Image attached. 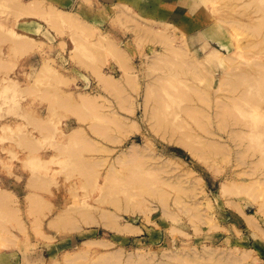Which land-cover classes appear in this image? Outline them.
<instances>
[{
    "label": "rangeland",
    "instance_id": "rangeland-1",
    "mask_svg": "<svg viewBox=\"0 0 264 264\" xmlns=\"http://www.w3.org/2000/svg\"><path fill=\"white\" fill-rule=\"evenodd\" d=\"M19 1L21 4H29V7L35 6L33 1H37L35 3L44 1L42 7H38L44 11V14L54 7L53 11L56 8L55 11H58L57 13L60 15L70 14V17L65 15L68 16L65 19L73 21L74 17L71 18V15H76L74 21L78 17L80 22L78 23L77 20L74 23L73 21L75 25H72V21H68L70 24H61L67 20H63L64 17L60 16L63 18L61 22L59 21L60 24L57 23L56 19L58 18H54L56 25L52 24L54 21L49 18L54 14H50V17L49 13L51 12L48 13V16L42 14L46 16L44 22L41 19L43 16H38L42 13L40 10H36L38 11V14L35 12L36 16L32 15V10L35 8H29L31 10L28 11H31V14H23L24 11L28 12L25 9L28 6L24 5L26 7H23L22 5L23 9L19 5ZM245 1L247 0H169V2L168 0H0V193L1 191L7 192L6 195L2 192L3 198L12 196L8 197V199L11 198L9 200L4 198L8 204H3L4 201L2 204L0 203V264H71V261L73 264H94L98 258L99 262L97 261L95 264H104L106 259L101 260L100 258L106 254H108L106 257L113 255L114 260L119 257L116 262L112 259L113 264H130L131 261L132 264H141L142 261L144 264H179L177 259L183 255L191 256V262L189 263L185 258V262H188H180L181 264H264V159L261 157L264 156V151L250 147V145L253 146L252 144L256 146V141H259L261 144L257 145H262L263 148L264 139L253 137L252 140L248 136L236 137V139L231 137H235L232 132L239 129L251 135H258V132L262 131L264 128V90L261 102L257 103L258 106L255 107V114L239 117L237 114L240 113H236L239 120L243 118L240 124L228 125L224 130L216 125L218 120L214 121V119H220L217 117L220 114H215V111L219 113L216 110L218 107L215 105L219 104L227 95L224 86L220 85V79L224 74L246 72L258 75L260 71L264 72V41H257L258 38L252 40L242 28L226 27L222 23L215 24L214 32L211 29L212 32L204 37L205 45L194 41L195 34L213 24V19L218 20L225 17L244 26H250L261 20L264 16V0H255L254 5H245ZM16 2L19 3L18 6ZM19 6L24 11L21 8L19 10ZM120 6L123 10L128 9V13L126 12L123 16L126 19L134 17L133 12L135 13V17L130 20L132 23L129 20H126L125 23L123 21L125 18L121 17L122 14L118 17L119 13L123 11H120L122 9ZM130 13H132L131 16ZM37 16L38 18H36ZM127 21L130 22L131 29L135 23L136 25L141 23L142 26L145 24L144 28L147 27L155 33L167 29L165 32L170 33L169 36L173 38L171 41L173 46H180L181 50L188 49V51L196 49L191 53L196 55L194 57L202 65L199 70L200 75L197 74L196 77L195 73L191 75V72L181 75L175 85L178 83L183 86L182 84H184L186 85L185 89H182L181 86L179 89L176 87L177 84L173 85V89L170 86V92L167 91V93L175 95L180 91H185L189 95L190 92L187 91H190L191 87L203 90L209 96L210 101L208 104L206 103L208 106L200 105L197 97L191 98L193 95L188 96V98L190 97L189 101L186 98L187 101L184 99L180 101V98L175 97V101H180V104H177L179 102L176 103L171 96L172 98L167 102H170L169 107L172 109L165 107V111H169L173 118L176 116L174 121L179 117L175 122L181 123L179 121L184 120L180 128L188 123L187 126L190 125L191 128L189 133L193 136L201 137L202 141L204 139L213 140L229 148V150L225 148L224 152L228 151L226 153H216L218 156H213L214 158L211 157L212 155L209 158L201 156L206 160H213L211 162L214 164L206 160L205 164L199 154L198 156L191 155L189 146L194 149L193 143L198 142L197 140L202 142L201 139L193 142V139L198 137L190 139L193 146L189 144L186 148L190 142L187 139L189 137L186 139L183 137L184 140L181 143L186 140L188 143L181 144L179 142L181 136H178L183 133V129L176 131L179 134L171 133L178 135L169 137V133H164V129L157 131L154 125L151 127L154 119H150L152 121L148 119L150 118L148 114H151L149 110L152 109L148 106L154 105H150L153 104L152 99L149 98L148 103V101L145 102L147 100L145 98L149 95L152 98L153 95L148 94L149 91L146 90V87L151 84L152 88L153 85H160L161 82L163 84L166 81V72L161 69V74L163 76L165 74L164 77H161L158 70L162 63L159 59L163 57L160 55L163 46L156 41L150 42L144 38L142 40L145 30L140 34L142 37L139 40L140 35L135 32L141 33V29L135 30L136 26L134 25L133 31L135 30L136 34L134 35L129 29L130 25ZM149 24L152 29L157 31L152 30L148 26ZM138 26L141 27V25ZM221 34L222 37L218 42L215 37ZM22 38L28 39L27 41L23 39V42L26 41L27 44L21 43ZM137 38L142 42H138ZM112 41L117 48L116 46L115 48L111 47ZM221 41L225 42L222 47L218 44ZM256 41L257 46L250 47ZM171 42H169L170 47L172 46ZM238 44L243 46L239 50L242 56L234 53L239 49ZM211 48L218 50L219 55L223 56L219 57L225 59L228 68L223 69L221 65L205 60V52ZM121 49L124 51L121 52L124 61L119 56L120 53L118 56L116 55V51ZM157 53H160V58ZM154 56L158 57V60ZM118 57L122 58V61ZM177 57L179 56H175L176 59ZM175 58L174 55L171 57L172 60ZM153 59L157 60L159 65ZM120 62L128 64V71H122L124 70L121 69L123 64ZM150 63L155 65L157 70L155 67L151 68ZM205 64L209 67L208 71L204 68ZM93 71L95 73H92ZM98 72L117 80H120L119 77L121 78V88L124 86L125 89L124 92L122 90L123 95L119 92L118 96H122L124 99H120L117 94L112 95L114 91L118 93L117 90L110 89V91L100 83ZM123 75H126L125 78ZM127 76L129 77L127 78ZM201 78L204 79L200 80ZM124 79L125 83L128 79L126 84ZM180 79L186 82L182 81L184 83L180 84ZM152 80L156 82H152ZM206 81L207 86L205 85ZM167 84L169 83L165 82L163 86H169ZM187 87L190 89H186ZM174 89L179 91L175 92ZM165 92L163 90L162 93ZM86 93V97L90 98L88 100H91L90 102L86 99L89 106L85 99L81 98L82 102H86H84L85 105H82L84 103L78 98L79 95L82 97ZM163 95H165V100L169 97H166V94ZM61 96H64L62 98H71L70 106L67 105L68 100H61ZM119 99L124 100L125 108ZM76 103L79 104L75 106ZM91 105L95 106L91 108ZM170 105L176 107L178 105L177 109L182 108V110L178 109L180 113H177L178 110L174 109L176 107ZM187 105L200 106L199 108L204 111V114L207 113L208 118L206 117V119L211 122L208 126H211L209 129L212 130L211 133H214V137L209 133L204 135L206 131L203 134V129L194 125L190 118L185 119V114L184 112L182 114V111H184L183 107ZM173 109L178 117L174 115ZM113 111L118 114L116 118L114 117L115 113L113 116L111 114ZM167 114L169 113L167 112ZM111 116L115 118L113 125L109 121L112 120ZM120 117L121 119H119ZM122 117L126 119L124 118V120ZM203 119L205 120V118ZM115 120L119 122V127L122 125L119 128H122V133L116 128ZM115 122L116 126H114ZM247 122L249 125L246 124ZM124 124L128 127L123 129ZM91 125L100 126L102 129L110 127L108 130L115 137L113 139L104 137L108 132L107 128L105 129L107 132L103 130L104 135L101 136L98 135L100 132L96 134L98 129L102 130L99 127L96 128L97 130L93 128L96 132H91L93 130ZM184 127L186 128V126ZM126 128L128 129L125 130ZM196 128L200 130L198 131ZM76 129L80 131L76 135L85 131L84 137L88 136V139L83 137L84 140L79 141L81 136L79 139L73 138V142H70L71 140L69 141L68 138L72 139V137L69 134L77 131ZM187 129L189 127L184 132L189 131ZM162 130L164 131L162 132ZM230 131L233 135L228 134ZM76 135L75 137H79L81 134ZM76 140L77 142H75ZM89 140L90 143L95 142L98 146L102 145V150L95 151L97 149L90 146L91 150L86 147L83 149L84 142L91 145ZM238 144H241V147H237ZM88 145L85 144V146ZM135 145L149 160L145 161L147 163L145 167L141 165L146 169L147 173L143 172L146 175L141 174L143 168L134 166L135 170H132L138 174L140 170V175H143L142 177L146 181L151 182L155 178V180L158 179V184L156 181H152L150 184L166 190V205H162L155 196L151 197L146 193L148 185H142L137 177L133 176L137 180L130 179L129 182L127 178V181L125 179L123 181V178L128 177V167H124L128 164L122 163L123 159L122 162H119L120 159L118 161L117 158L122 155L121 152H125L127 149L130 152V147L134 148ZM199 146H201L200 143ZM245 146H249L250 150ZM243 148L249 150V152L244 150V152L247 151L246 159L242 157V160H246L245 165L241 164L243 163L241 158L238 157L241 162L236 160L235 155L237 150L243 151ZM69 150L72 153H69ZM77 150L78 156H72L77 153ZM253 153L254 155H252ZM74 157H78V159L76 158L79 161L77 165ZM128 157L129 155L125 160L128 159L129 162L131 154ZM116 159L124 165L120 166ZM133 159L131 157L132 161ZM253 162L258 163L249 165ZM248 166L254 167L249 168ZM255 166L260 169L258 172H256L257 169H254ZM251 169L256 170L255 174ZM248 171L252 175L246 173ZM109 176L114 178L112 182L116 181L115 184H118L120 189L117 187L118 190L116 189L117 191L115 190L108 197L107 195L111 193V188H109L111 184L108 185ZM193 179L198 180L199 183ZM163 180L170 182L179 180L184 185H190L192 180V183L194 182L198 186L194 197L188 198L183 194L180 195L179 200H176L175 191L169 187L170 185L164 184ZM254 180L258 182L262 180L263 182L260 183L263 184L258 185V182ZM250 181L254 183L249 185L254 186L256 183V187H249V185L247 187V182ZM31 183L33 184L30 185ZM107 185L109 189H107ZM227 186L229 188L225 190ZM222 188L225 192L222 191ZM231 188L235 192L229 191ZM226 192L232 195L229 193L226 195ZM29 195L33 199L30 197L29 199ZM3 198L2 200H4ZM113 198L116 200L115 202L132 205V209H135L134 206H136L135 211L116 209L114 201H112ZM230 203L235 204L230 205ZM195 204L196 211L201 214L198 220L193 219L184 210V207H191ZM70 206L76 208V212H79L77 209L87 210L86 213H90L89 215L93 218H89V220L83 217L84 220L81 217L76 218L75 224H80V226L76 224L79 229L75 224V228H71V230L70 228L65 231L61 230L57 225L55 229L54 224L51 225L50 221L56 220L53 218H59V212L64 213L63 216L69 211L72 213L74 209L67 211L68 207L71 208ZM259 206H263V208L261 209ZM165 208L174 215L167 214ZM76 212L73 217L78 216ZM102 212L108 215L104 216ZM99 213L103 215L104 221L108 217L107 225H105L107 219L103 223L100 221L103 219ZM113 215H115L114 217L118 216L117 220L115 219L116 222L113 221L114 223L110 221L114 220L112 219ZM243 215L250 217L247 218L250 220H252V216L256 222L252 220V224L246 223V217L244 218ZM83 221L84 223H82ZM109 221L110 225L120 228L122 232H119L118 228L110 229ZM254 222L257 223V227ZM121 224L124 227L126 224L133 228L137 227L138 230L136 229L137 232L133 229L124 231ZM176 253H181V256L176 257ZM193 253L196 254L192 256ZM114 254H117V258ZM204 254L209 256H202ZM101 255L102 257H100ZM171 255L177 259L171 258ZM111 258H109L110 264ZM126 259L129 260V263H126ZM140 259H142L141 262ZM171 259H174L175 262ZM103 260L105 261L103 262ZM180 260L184 261V257ZM109 262L107 261L105 264H109Z\"/></svg>",
    "mask_w": 264,
    "mask_h": 264
},
{
    "label": "bare ground",
    "instance_id": "bare-ground-1",
    "mask_svg": "<svg viewBox=\"0 0 264 264\" xmlns=\"http://www.w3.org/2000/svg\"><path fill=\"white\" fill-rule=\"evenodd\" d=\"M12 1V0H11ZM167 1V0H166ZM34 2V4H35V6L34 5H32V6H30L29 7V4H26V3H24V4H21L20 3V1H19V3H17L16 2V5L18 6V4L19 5H21V7H22V5H23V7H26V6H24V5H27L28 7L27 8H25V9H27V11L28 10H31L32 8H35L34 10H32L33 12V14L32 15H37L38 14V11H36V10H40V8H38V7H42V4H43V2L44 1H38V3H40V5H38V3H35V2H37V1H33ZM33 2H30V3H33ZM168 2H169V0H168ZM244 4L245 5H254L255 4V0H247V1H245L244 2ZM118 5H120V4H118ZM34 6V7H33ZM45 6V5H44ZM125 6V5H124ZM123 6V7H124ZM20 6H19V10H20V8H21ZM22 7V8H23ZM37 7V8H36ZM121 8H122V6H120ZM127 7V6H126ZM21 8V9H22ZM29 8H31V9H29ZM48 8V7H47ZM49 8H51L50 6H49ZM48 8V9H49ZM53 9H54V7H52ZM51 8V10L49 9V11H48V13L49 12H51V13H49V16L51 17V15L50 14H54V16L53 17H51V18H49L50 20L52 19V21H54L52 24H55V20H54V18L56 19V18H58V19H56V20H58V22L57 23H59L60 24V22H61V20L63 19V18H61L60 16H62V17H64V19L63 20H67L66 22L65 21H63L61 24H68L69 22H71L72 20L70 19V21H69V19H65V17L66 18H68V16L70 15V14H65V15H68V16H63V14H61L60 15V13H57L58 11H55L56 10V8H55V10L53 11V9ZM17 9H18V7H17ZM24 9V8H23ZM22 9V10H23ZM130 9V8H129ZM21 10V11H22ZM43 10H45L44 8H43ZM119 10H120V8H119ZM123 10V8L120 10V11H122ZM128 10V9H127ZM127 10H123L121 13H119V15H118V12H117V15H118V17L120 16V14H122L121 15V17H123V16H125V14H126V12H127ZM24 11V10H23ZM41 12V14H38V16H41L42 14L43 15H47L48 16V13L47 14H44V11H42V10H40ZM132 11V10H131ZM35 12H37V14L35 13ZM53 12V13H52ZM23 13V12H22ZM27 13H30L31 14V11L29 12H26L25 13V11H24V13L23 14H27ZM35 13V14H34ZM46 13V12H45ZM63 13V12H62ZM128 13V12H127ZM135 13L133 12V16L135 17V15H134ZM29 15V14H28ZM42 15V16H43ZM132 15V13H130V16ZM38 16L36 17V18H38ZM46 16H43V18H41V19H43L44 20V18H45ZM70 17V16H69ZM72 17H74V19H76L75 17H76V15H71V18ZM126 17H128L127 15H126ZM134 17H132V18H134ZM59 18H60V20H59ZM123 18H125V17H123ZM122 18V19H123ZM130 18V17H129ZM123 19V21H125V23H126V20H131L132 18H130V19ZM40 19V18H39ZM74 19H73V21H74ZM121 19V18H120ZM46 20V19H45ZM45 20H44V22H45ZM78 20V21H77ZM77 22L79 23L80 21H79V19H78V17H77ZM137 20V19H136ZM135 20V21H136ZM139 20V19H138ZM49 21V20H48ZM48 21H46V22H48ZM60 21V22H59ZM69 21V22H68ZM73 21H72V25H75V24H73ZM76 21H74V23L76 22ZM129 21H127V23H129V25H130V22ZM132 21H134V20H132ZM50 23V22H49ZM132 23V22H131ZM133 23H135V22H133ZM136 23H137V21H136ZM136 23L135 24H133L132 26H133V28L136 26V29L135 30H138L139 28L141 29V33H139V31H138V33L137 32H135L137 35L139 34H142L143 33V30H145L144 31V33H143V37L140 35V39L139 40H141V37H142V40H149L150 42L152 41V42H158V44L159 43H161L162 44V52H161V54L160 53H157V55H158V57L160 58V55L161 56H163V57H161L159 60L162 62L161 64H160V66L158 67V70H159V72L161 71V69L164 71V72H166V75H167V77L165 76V74H164V76H165V80H163V81H165V82H168L169 84H167V85H169V86H163V84L165 83H163L162 84V82L160 81V79L159 78H157L161 83H160V85H156V86H158V87H156V86H152V88H151V84L150 85H147V87H146V90L147 91H149L148 92V94L149 93H151L152 95H153V97L151 98L150 97V95L148 96V97H146L145 99H147V100H145V102L146 101H148V103H149V98L150 99H152L151 101L153 102V104H150V105H154V106H148L149 108L151 107L152 109H150L149 111L151 112V114L149 113L148 114V116H150V118H148L149 119V121H152V120H150V119H154V123L152 124V126L151 127H153V125L156 127L155 129L158 131L159 129H164V130H162V132L164 131V133H166V134H168L169 133V137L170 136H172L173 134H171V133H173V132H175V133H178L179 134V132H176V131H178V130H180L181 131V129H183V133L182 134H174L173 136H175V135H178V136H181L180 137V143H181V141L182 140H184V138L183 137H185V139L187 138V137H189V138H187V139H189L188 141H190V139H193V137H198L197 135H195V136H193L192 134H190L189 132L191 131L190 129V125L189 126H187L188 125V123L186 124V125H183V128H180L181 127V123L183 124V121L181 120V121H179V122H181V123H178V121L177 122H175L176 121V119L178 120V115H177V113H180V111L179 110H182V108L180 109V108H178L177 109V107H178V105H177V107L175 106V105H170V106H175L176 108H174V109H176V111L178 110V112L176 113L175 112V110L173 109V112H175L174 113V115H177V117L178 118H176L175 119V121L173 120L176 116H174V118L172 117V115H170V112L169 111H167L169 114H167V112L165 111L166 110V108L167 107H169V104H170V102L168 101L167 102V100L168 99H170V98H172V99H174L175 97H177V98H180V101H183V100H181V99H184V101H187L186 99H188V101L190 100V97L188 98V96L190 95V96H192L191 98H193L194 96L195 97H197L199 100V102L198 103H201L200 105H206V103L208 104V102L210 101L209 100V96L206 94V92L205 91H203V90H198V89H194L193 87H191L192 89H190V87H187L186 89H190V91H187V92H190L189 93V95H187L188 93H186L185 91L184 92H182V91H180L178 94H169V92H170V86H172V89H173V85H175V82H177L178 80H179V78H180V76L181 75H183V74H186V73H189V72H191L190 74L191 75H193V73H195V76L198 74V75H200L199 74V70H201V67H202V65H200V61L199 60H197L196 59V57H194V56H196V55H192V51L193 52H195L194 50H196L195 48H193V50H190V51H188V49H180V48H182V47H180V46H173L172 45V42L171 41H173L172 39L173 38H171L170 36H169V34H167L165 31L167 30L166 28H164V29H166L165 31L163 30V31H159L158 33H155V32H152L151 30H149V28H144L143 26L145 25H143L142 26V24L140 23V24H138V25H141V27L140 26H138V25H136ZM143 23V22H142ZM212 23L213 24H210L209 26H207L204 30H202V31H200V32H198V33H196L195 34V40L194 41H196V43H199L200 45H205L206 44V42H205V40H204V37L207 35V34H209V33H211L212 31L214 32V26H215V24H219V23H222V25L223 26H226V27H228V26H231V27H240V28H242L244 31H246L247 32V35L249 36V38L250 39H252V40H254V38L256 39V38H258V40L257 41H264V16H263V18L261 19V20H258L257 22H255L254 24H252V25H250V26H244V25H240L237 21H235V20H232V19H229V18H225V17H223V18H221V19H218V20H215V19H213L212 20ZM70 24V23H69ZM77 24V23H76ZM47 25H48V23H47ZM56 25V24H55ZM54 25V26H55ZM135 25V26H134ZM150 25L151 24H149L148 26L150 27ZM50 26H53V25H50ZM130 28V30H132V32L134 33V31H133V28L131 29V25L129 26ZM151 29H152V27H150ZM156 28V27H155ZM158 28V27H157ZM211 29H212V31H211ZM152 30H156V29H152ZM157 31V30H156ZM134 33V35H136ZM223 34V33H222ZM222 34L221 35H219L218 37L216 36L215 37V39L217 40L218 39V42H219V39L222 37ZM136 37V36H135ZM134 37V38H135ZM144 38V39H143ZM23 39L24 38H22V42H21V39H20V42L21 43H24L23 45H25V44H27L26 43V41L28 40H26V39H24V40H26V41H24L23 42ZM136 39V38H135ZM137 40H138V38H137ZM138 40V42H142V41H139ZM257 41L255 42V43H253L250 47H256L257 46ZM17 42H18V40H17ZM29 42V41H28ZM111 42V41H110ZM169 42H171L170 44L173 46H171L170 47V45H169ZM188 42V41H187ZM19 43V42H18ZM31 43V42H30ZM109 43V42H108ZM29 44V43H28ZM109 44H111V43H109ZM112 44H113V41H112ZM111 44V47H113V48H115V46H114V44L112 45ZM218 44H220V46L222 47V46H224V44H225V42L224 41H221L220 43H218ZM116 48H117V46H116ZM238 50H235L234 51V53H236L238 56H242V53H241V51H239L241 48H243V46H241V45H239L238 44ZM119 49V48H118ZM116 50V49H115ZM120 51V52H119ZM123 50L121 49V50H118V51H116L117 53H116V55L118 56V53H120V57H122V54H121V52H122ZM124 52V51H123ZM160 54V55H159ZM157 55H155V56H157ZM173 55H174V58H175V56H179V57H181L180 59H179V57H177V59L175 58L174 60H172L171 59V57H173ZM124 56H125V54H124ZM154 56V57H155ZM219 56H222L221 54L219 55V53H218V50L217 49H214V48H211V49H208L206 52H205V60H207L208 62H210V63H212V64H219V65H221V67L223 68V69H225V68H228L229 66L227 65V64H225V59L224 58H222V57H219ZM120 57H118V58H120ZM154 57H152V58H154ZM158 57L156 58L155 57V59H157L158 60ZM123 58V61L125 60L124 59V57H122ZM122 58H120V60L122 59ZM126 58V57H125ZM155 59H153V61L155 60ZM119 60V61H120ZM157 60H155V62H157ZM122 61V60H121ZM120 63H122V62H120ZM127 63V62H126ZM153 64H155L154 62H152ZM160 63V62H159ZM123 65L121 66V69L123 68L124 70H122V71H124V72H126V71H128V69H129V66H128V64H125V62L124 63H122ZM157 64H158V62H157ZM156 64V65H157ZM150 65H152L151 63H150ZM159 65V64H158ZM153 67H155L156 68V70H157V67L155 66V65H152V67L151 68H153ZM258 67H260V66H258ZM205 70L206 71H208L209 69V67H208V65H206L205 64ZM93 70V69H92ZM204 71V70H203ZM92 73H95L94 71L92 72ZM210 73V72H209ZM229 73H231V72H229ZM124 74H126V73H124ZM160 74H161V72H160ZM98 75H99V81H100V83L102 84V85H104L105 87H107V89L108 90H110V89H115V90H117L118 91V93L116 92L115 93V91L113 92L114 94H112V92H111V94L112 95H114L115 96V94H117V96L119 95V92L121 93V95H123V93H122V90H123V92H124V89H125V87L123 86V88H121L122 87V85H121V78L119 77V79L120 80H117L116 78H113V77H111V76H108V75H106V74H100L99 72H98ZM124 76V75H123ZM122 76V77H123ZM126 76V75H125ZM125 76H124V78H125ZM162 74H161V77H164ZM96 77H98V76H96ZM129 76H127V78H128ZM192 77V76H191ZM197 77V76H196ZM195 77V78H196ZM199 77V76H198ZM206 77V76H205ZM157 79H156V81H157ZM197 79V78H196ZM204 78H201L200 80H203ZM123 80V79H122ZM155 80V79H154ZM154 80H152V82H156V81H154ZM199 80V81H200ZM127 82H128V79L126 80ZM182 81H185V80H181L180 79V81H179V83L180 84H182V83H184V82H182ZM209 81V80H208ZM126 82V83H127ZM186 82V81H185ZM124 83H125V79H124ZM124 83H123V85H124ZM125 83V84H126ZM157 83H159L158 81H157ZM157 83H155V84H157ZM178 84V83H177ZM176 84V85H177ZM175 85V86H176ZM183 86H181V85H179L178 84V86H176V87H178L179 88V86H181L182 87V89H185V87L184 86H186V85H184V84H182ZM205 85L207 86V81H206V83H205ZM220 85H223L224 86V89H225V93H227V95H225L224 97H223V99H222V101H220V103L219 104H216L215 105V107H218L216 110H218L219 111V113L217 112V111H215L216 113L215 114H220V116L218 115H216L217 117H220V119L218 118V119H214V121H216V120H218L217 122H216V125H218L220 128H222V129H226L227 127H228V125H231V126H234V125H236V124H240V121L243 119H241V120H239L237 117H236V113L237 112H239L240 114H237L239 117L242 115V116H249L250 114H255L256 112V105L258 106V104L257 103H259V102H261V99L263 98V95H262V91L264 90V72H262V71H260L259 73H258V75H252V74H249V73H246V72H237V73H233V74H227V75H225L224 74V76L220 79ZM103 86V87H104ZM150 88H149V87ZM165 87H168L167 89L165 88ZM149 88V89H148ZM150 89H152V90H150ZM180 89V88H179ZM145 90V91H146ZM163 90L164 91H166L165 93H162L163 92ZM175 90V89H174ZM111 91V90H110ZM167 91H169L168 93H167ZM173 91V90H172ZM177 91H179V90H175V92H177ZM146 94V93H145ZM163 94H166V97H168L166 100H165V95H163ZM81 95H79L78 96V98H79V100L81 101L82 99H85V101H86V99H87V101H90L91 102V100H88V98L86 97L87 96V93H86V95H82V97H80ZM145 96H147V95H145ZM172 96V97H171ZM62 97H64V96H61L60 98H61V100H63L64 101V99H65V101H67L68 102V104L67 105H69V103H71V102H69V100L71 99V98H62ZM91 97V96H90ZM119 97V96H118ZM82 98V99H81ZM120 99L122 98V96L121 97H119ZM177 98H176V100H177ZM186 98V99H185ZM90 99V98H89ZM91 99H92V97H91ZM93 99H94V97H93ZM119 99V101H120V103H121V105L123 106V101H121ZM122 99H124V98H122ZM196 99V98H195ZM78 100V101H79ZM71 101V100H70ZM85 101H81L82 103H84ZM86 101V102H87ZM174 101H175V99H174ZM180 101H175L176 103L177 102H179V103H177V104H180ZM75 102V101H74ZM81 102H79V103H81ZM85 102V103H86ZM79 103H76L75 104V106L76 105H78ZM81 103V104H82ZM85 103L84 104H82V105H85ZM148 103H147V105H148ZM151 103V102H150ZM173 103V102H172ZM197 103V102H196ZM87 104H88V102H87ZM74 105V104H73ZM145 105H146V103H145ZM205 105H204V107H205ZM70 106V105H69ZM69 106H68V108H69ZM72 106V105H71ZM87 106V105H86ZM88 106H89V104H88ZM95 106V105H94ZM93 105H91L90 107L91 108H93L94 107ZM180 106V105H179ZM208 105H206V107H207ZM124 108H125V106H123ZM122 107V108H123ZM166 107V108H165ZM200 106H191V105H187V106H185V107H183V110L184 111H182V114H183V112H184V114H185V119H187V118H190L192 121L191 122H193L194 123V125H196L197 127H199V128H201V130L203 131V134H204V131H206L205 132V134L204 135H208V134H206V133H209V134H212L213 136L212 137H214V133H211V131L212 130H210L209 128L211 127V126H208L211 122H208L209 120H207L206 119V117L208 118V116L206 115L207 113H205L204 114V111L201 109V108H199ZM72 108V107H71ZM75 108V107H74ZM70 109V108H69ZM113 109V108H112ZM169 109H172V108H170L169 107ZM171 111V110H170ZM112 112V111H111ZM110 112V113H111ZM206 112V111H205ZM115 113V111H113V113H111L112 114V116H113V114ZM110 114V115H111ZM116 114V116L114 115V117L116 118L117 116H118V114L117 113H115ZM171 117H170V116ZM111 116V117H112ZM215 116V115H214ZM110 117V116H109ZM108 117V119H110ZM114 117H112L111 119L112 120H109V121H111L112 122V125H113V122H114V120L113 119H115ZM211 117V116H210ZM209 117V118H210ZM216 117V118H217ZM123 119L125 118V117H122ZM203 118H205V120L203 119ZM215 118V117H214ZM119 119H121V117L119 118ZM118 119V120H119ZM123 119H122V121H123ZM126 119V118H125ZM124 119V120H125ZM207 120V121H206ZM116 122H117V126H116V122L114 123V126H116V128L118 129V130H120L119 132L120 133H122V128L121 129H119L120 127H122V125L119 127V122L117 121V120H115ZM120 121V120H119ZM121 121V122H122ZM125 123H126V121H124ZM192 123V124H193ZM242 123H244V122H242ZM123 124V123H122ZM247 125H249L248 124V122L246 123ZM243 125V124H242ZM92 126V125H91ZM90 126V127H91ZM127 125H123V129H124V127H126ZM184 126H186V128H188L189 127V129H187V130H189V131H187V132H184L185 130H186V128L184 127ZM217 126V127H218ZM231 126H229V127H231ZM97 127H99L100 129H102L100 126H97ZM96 126H92V129L94 128V129H96L97 128ZM128 127V126H127ZM218 127V128H219ZM244 127H245V124H244ZM107 127H105V129H106ZM110 127H108L106 130H108ZM180 128V129H179ZM94 129L93 130H91V128H90V130H91V132H93L94 131ZM98 129V128H97ZM96 129V130H97ZM105 129L103 128L102 130H100L99 131V129L97 130V132H96V130L94 131V132H96V134H98V132H100L98 135H104V131H105ZM128 128H126L125 130H127ZM154 129V128H153ZM154 129V130H155ZM196 129H198V128H196ZM77 130V129H76ZM79 130H80V128H79ZM79 130H77V131H74V132H71L70 134H69V136H71L72 137V139H70V138H68V140L70 141V142H73V140L74 139H79L81 136H82V138H80V140L79 141H81L82 139H83V137H84V134L83 133H85V131L83 132V133H79L78 135H80L79 137H75V135L77 134V132L79 131ZM104 130V131H103ZM195 130V129H194ZM200 129H198V131H199ZM229 130V129H228ZM82 131V130H81ZM112 131V130H111ZM197 131V132H198ZM233 131V130H232ZM232 131H230V133H228V134H230V135H235V137L234 136H231V137H233V138H235L236 139V137L238 138V137H244V136H248V137H251L250 139H252L253 140V137H258V138H262V139H264V128L262 129V131H260V132H258V135H251L250 133H245L244 132V130H242V129H239V130H237V131H234V132H232ZM80 132V131H79ZM105 132H107V131H105ZM114 132V131H113ZM160 132V131H159ZM194 132V131H193ZM233 134H232V133ZM158 133V132H157ZM195 133V132H194ZM202 133V132H201ZM83 134V135H82ZM163 134V133H162ZM195 134H197V133H195ZM78 135H76V136H78ZM229 135V136H230ZM107 136V138H109V139H113V137H115L114 136V134H112L111 132H109V130H108V132L105 134V136L104 137H106ZM163 136H164V134H163ZM166 136V135H165ZM172 136V137H173ZM211 136V135H210ZM215 136H217V135H215ZM88 137V136H87ZM87 137H84V138H86V139H88ZM211 137V138H212ZM74 138V139H73ZM233 138H230V139H233ZM85 139V140H86ZM176 139H179L178 137H176ZM175 139V140H176ZM197 139H201V137H198V138H195V139H193V142H195L194 140H197ZM208 139V138H207ZM213 139V138H212ZM235 139H233V140H235ZM84 140V139H83ZM176 141H178V140H176ZM187 141V140H186ZM186 141H183L181 144H183V143H188V141L186 142ZM198 142H199V140H197ZM200 141H202V139L200 140ZM205 141V142H204ZM75 142H77V140L75 141ZM91 141L89 140V144H91V145H88V143L86 142H84V145L82 146L83 147V149H84V147H86V149H89L90 147L91 148H93V149H97V150H95V151H98V149H101L102 150V145L100 146H98V145H96L95 144V142L93 143H90ZM192 142V143H193ZM198 142H196V143H193L194 144V146L191 144V141L188 143V145H186V148H188V146H189V144L190 145H192L193 146V148L194 149H191L190 148V146H189V150H191V155H194L195 156V154L198 156V154L200 155L199 157H201V156H203L204 158L206 157V158H209L211 155V157L212 158H214V157H216V156H218L216 153H226V152H228V151H226V152H224V150H226L225 148H228V147H225V145L223 146L222 144H219V143H216L215 141H213V140H209V141H207V140H203L202 142H199L200 144H201V146H199V143ZM258 142V143H257ZM198 143V144H197ZM83 144V143H82ZM85 144L86 145H88V146H85ZM196 144H197V147H196ZM257 144H261V143H259V141H256V146H254V144H252L253 146H251L250 145V147H252V149H254V147H256L255 149L256 150H263L264 151V147L262 148L261 146L262 145H260V146H258ZM241 145V144H240ZM239 144L237 145V147H241ZM90 146V147H89ZM199 146V147H198ZM263 146H264V144H263ZM88 147V148H87ZM132 147V146H131ZM130 147V152L128 151V149H127V151H125V152H121L122 153V155L121 156H118V161H119V159H120V161L119 162H122V163H124V162H126L128 165H124V164H126V163H124V164H120L118 161H117V159H116V162H118V164L120 165V166H122V165H124V167L126 166V167H128V177L126 176L125 178H123V181H125L127 178H128V181L130 182L131 180H137V179H135L134 177H137L138 178V181L140 180V183H142V185H148V186H146L147 188V192L146 193H148L149 195H151V197H156L161 203H162V205H166V199H167V192H166V190L164 189V188H160V186L159 187H156V183H157V181H158V179L157 180H152V181H156V183L154 182L153 184L155 185V186H152V184H150V183H152V181L150 182L149 180H147L146 181V179H144L141 175H140V170H139V174H138V172L136 173V171H133L132 169H134L135 170V167L137 168V167H140V169L141 168H143V167H145V165L147 164L145 161H147V160H149V159H146V155L145 154H143L142 153V151L141 150H139L138 149V146L137 145H135V147H137V148H131ZM236 147V148H237ZM245 147H248L249 148V150H250V147L249 146H245ZM91 148H90V150H91ZM132 149V150H131ZM242 149V148H241ZM251 149V150H252ZM228 150H229V148H228ZM244 150H248L247 148L246 149H244L243 148V151L242 150H235L236 151V160H238L239 162H241V160L243 159L242 157H245V155H246V153H247V151L246 152H244ZM249 150H248V152H249ZM259 150V151H260ZM253 151V150H252ZM262 151V152H263ZM72 153V151H70L69 150V153ZM190 152V151H189ZM252 153V152H251ZM78 154V150H77V153H74L72 156H78L77 155ZM130 154H131V157H132V159H133V161L131 160V157H130ZM213 154H215V155H213ZM129 155V162H128V159H126L125 160V158H127V156ZM226 155H228V154H226ZM244 155V156H243ZM252 155H254V153L252 154ZM193 156V157H194ZM196 156V157H197ZM214 156V157H213ZM223 156V155H222ZM225 156V155H224ZM223 156V157H224ZM145 157V158H144ZM151 157H152V155H151ZM195 157V158H196ZM199 157H197V158H199ZM221 157V156H220ZM226 157V156H225ZM238 157L239 158H241V160L240 159H238ZM262 157V159H264V156H261ZM78 159V157H74V159ZM148 158V157H147ZM202 158V157H201ZM204 158H202L203 159V161H204V163L206 164L209 160H206V159H204ZM212 158H210V159H212ZM73 159V158H72ZM71 159V160H72ZM73 159V160H74ZM77 159H76V162H75V164L77 165V162H79V161H77ZM123 159V160H122ZM146 159V160H145ZM245 159H246V157H245ZM72 160V161H73ZM80 160V159H79ZM122 160V161H121ZM199 160H200V158H199ZM205 160L207 161V162H205ZM260 160V159H259ZM258 160V162H261V161H259ZM132 161V162H131ZM134 161H135V163H134ZM211 161H213V160H211ZM211 161H209L210 163H212ZM243 161V163H241L242 165L244 164L245 165V163L244 162H246V160H242ZM264 161V160H263ZM130 162H131V164H130ZM144 162H145V164H144ZM258 162H253V163H250L249 165H252V164H257ZM264 163V162H263ZM72 164H73V162H72ZM144 164V165H143ZM212 164H214V163H212ZM212 164H211V166H212ZM237 164H239V163H237ZM138 165H140V166H138ZM143 167H142V166ZM240 165V164H239ZM259 165H260V163H259ZM263 165V164H262ZM261 165V167H263ZM135 166V167H134ZM125 167V168H126ZM134 167V168H133ZM209 167H210V165H209ZM249 167V166H248ZM254 166H251V167H249V168H253ZM144 170H142V173L141 174H145L146 175V173H147V171H146V169L145 168H143ZM215 169V168H214ZM254 169H257V171L256 170H253V169H251V170H253L254 171V174H255V171L256 172H258V169L259 168H256V166H255V168ZM132 170V171H131ZM260 170V169H259ZM253 171H251L252 173H253ZM130 172V173H129ZM132 172V173H131ZM143 172H146V173H143ZM242 173H243V171H242ZM246 173H249L250 175H252L251 173H250V171H248V172H246ZM246 173H244V174H246ZM248 174V175H249ZM134 176V177H133ZM139 176H141V177H139ZM122 179V178H121ZM125 179V180H124ZM131 179V180H130ZM114 180V178H112L111 176H109V179H108V185H110V187L109 188H111L110 189V194L109 195H107L108 197L113 193V192H115V190L117 189V187H118V189H120V187H119V185L118 184H115V183H117L116 181L113 183L112 181ZM194 180V179H193ZM110 181V182H109ZM122 180H121V182L122 183H124L125 184V182H123ZM127 181V180H126ZM162 181V180H161ZM195 182H198L199 183V181L197 180H194ZM255 182H258L257 180H254ZM262 180H260V182H261ZM112 182V183H111ZM163 182H164V184L166 183V184H168V185H170L169 187H171L174 191H175V193H176V200H179L180 199V195H183V194H185V196L186 197H188V198H191V197H194V195H195V193H196V187L198 186V184L197 185H195V183L193 182L192 183V180H191V183H190V185H184V184H182V183H180V181L179 180H176V181H174V182H170V181H167V180H163ZM163 182H161V183H163ZM260 182H258V185L260 184H263V183H260ZM263 182V181H262ZM250 183H254V182H247V187H248V185L250 184ZM33 183H31L30 185H32ZM113 184H115L114 186H116V185H118V186H116V187H114L113 186ZM158 184V183H157ZM108 185H107V189H109L108 188ZM233 185V184H232ZM251 185H254V184H251ZM255 185H257L256 183H255ZM254 185V186H255ZM149 186H151V188H153V187H156V188H153V189H151V188H149ZM231 186V185H230ZM234 186V185H233ZM254 186H250L249 185V187H254ZM223 187V186H222ZM224 187H225V185H224ZM256 187V186H255ZM260 187V186H259ZM229 187L227 186L226 188H225V190L226 189H228ZM117 189V190H118ZM223 189V188H222ZM234 189L236 190V187L234 186ZM116 190V191H117ZM234 191L232 188L231 189H229V191ZM107 191H109V190H107ZM222 191H224V189L222 190ZM221 191V192H222ZM3 191H1V195H0V200H2V198H3V193L6 195V193L7 192H3ZM225 192V191H224ZM235 192V191H234ZM227 193H229V192H226V195H227ZM9 194V193H8ZM8 194H7V196H8ZM223 195V194H222ZM229 195H232V194H230L229 193ZM1 196H2V198H1ZM31 195H29L28 196V198L30 197ZM8 197H12V196H8ZM8 197L6 198V197H4V198H6L7 200H9V199H11V198H9L8 199ZM226 197V196H225ZM228 197V196H227ZM3 198V199H4ZM31 198V197H30ZM29 198V199H30ZM111 198V197H110ZM31 199H33V197L31 198ZM228 200V199H227ZM231 200V199H230ZM3 201H4V203H3ZM31 201V200H30ZM112 201H114V205L116 206L115 208L117 209L118 208V210H123V211H129L130 209H132L133 207H131L130 205H126V203L124 204V203H121V202H115L116 200L113 198V200ZM0 203L2 204H8V202L4 199V200H2V201H0ZM233 203V202H232ZM235 204V203H234ZM234 204H231L230 203V205H234ZM262 204V203H261ZM196 204L194 205V206H191V207H184V210L188 213V214H190L191 215V217L193 218V219H195V220H198V219H200V217H201V214L199 213V211L197 212L196 211ZM71 207V206H70ZM234 207V206H233ZM237 207V206H236ZM236 207H235V209H236ZM72 208V207H71ZM71 208H67V211L68 210H73L74 209V207L71 209ZM134 208L136 209V206H134ZM259 208H263V206L261 207V206H259ZM258 208V209H259ZM8 209H9V211H11L10 210V208L8 207ZM135 209H132L133 211H135ZM76 210V208L73 210V212ZM83 210H85V209H77V211H79V212H76V214L78 215H76L77 217H73L74 215V213L72 212H70L69 211V213H68V215H67V213H66V215L65 216H63L64 215V213H62L61 214V212H59L58 214H60V215H58L59 216V218H53V219H56V220H51L50 221V223H51V225H53L54 224V228L56 229V225L57 226H60V228H61V230H69V228H70V230H71V228H75V225L77 224H75V219L76 218H79V217H83L84 219L86 218V219H88L89 220V218H93V216L91 217L88 213H86L87 212V210L86 211H83ZM80 211H83V212H80ZM89 211V210H88ZM94 211V210H93ZM131 211V210H130ZM132 211V212H133ZM165 211H167V209L165 208ZM90 212H91V210H90ZM101 212V211H100ZM107 212V211H106ZM131 212V213H132ZM168 212V213H167ZM167 212H165V213H167V214H170V215H174V213H171V212H169V210L167 211ZM103 213V212H102ZM130 213V212H129ZM242 213V212H241ZM100 215H101V213H99ZM104 214V216H106V214L105 213H103ZM110 214V213H109ZM62 215V217H60ZM70 215V216H69ZM99 215V216H100ZM108 215V214H107ZM111 215H112V213H111ZM102 217V219H103V215H101ZM115 215H113L112 217H114ZM244 216V215H243ZM110 217V216H109ZM118 216H116V217H114V218H112V219H114V220H110L112 223H114L113 221H115V219L117 218ZM246 216H244V218H245ZM80 218V219H81ZM82 218V219H83ZM100 218V219H101ZM104 218H106V217H104ZM108 218V217H107ZM106 218V219H107ZM247 218H250V217H246V223H251L252 224V220H253V217L251 216V219L252 220H250V219H247ZM58 219V220H57ZM81 219V220H82ZM83 219V220H84ZM106 219H105V221H106ZM111 219V218H110ZM90 220H92V219H90ZM108 220L109 219H107V223L105 224V225H107L108 224ZM117 220V219H116ZM95 221H96V219H95ZM94 221V222H95ZM100 221H102V223L103 222H105L104 221V219L103 220H100ZM109 221V226L111 227H109L110 229H117L118 227H116V226H114L113 227V225H110L111 224V222ZM253 221H255V219L253 220ZM85 222H87V221H85ZM92 222V221H91ZM93 222V223H94ZM97 222V221H96ZM116 222V221H115ZM256 222V221H255ZM255 222H254V224H255ZM49 222H48V224H50ZM82 223H84V221L82 222ZM88 223V222H87ZM75 224V225H74ZM79 224V223H78ZM77 224V225H78ZM86 224V223H85ZM251 224H247L248 226L249 225H251ZM253 224V225H254ZM257 224V223H256ZM255 224V225H256ZM50 225V226H51ZM76 225V226H77ZM102 225H104V224H102ZM122 225V229H124V231L125 230H131V229H133V231L134 230H138V228L136 227H134L133 228V226L131 227V226H129L128 224H126L125 225V227H124V225L123 224H121ZM63 227V229H62V227ZM79 226H80V224H79ZM79 226H77L78 227V229H79ZM117 226H119V225H117ZM252 226V225H251ZM107 227V226H106ZM116 227V228H115ZM256 227H257V225H256ZM53 228V227H52ZM255 228V227H254ZM119 229V232H122V231H120L121 229L120 228H118ZM57 230L59 231V228H57ZM74 230V229H73ZM137 230H136V232H137ZM126 233V232H125ZM129 234H130V232H128ZM131 233H132V231H131ZM177 255H175L176 257H179V256H181L180 254L181 253H176ZM196 253H193L192 254V256L193 255H195ZM106 255H108V254H106ZM106 255L105 256H103V258H100L101 260L102 259H106V261L105 260H103V262H104V264L105 263H107V261L109 262V258L110 257H112L111 258V264H113L114 262H112V259H113V255H109V256H107V257H109V258H107L106 257ZM114 255H116V258H117V254H114ZM173 255V254H172ZM171 255V256H172ZM68 256H70V255H68ZM68 256H66V258L68 257ZM170 256V257H171ZM175 256H172L171 258H174V259H177ZM202 256H204V257H208L209 255H206V254H204V255H202ZM73 257V256H72ZM100 257H102V255L100 256ZM184 257V261H182V260H180V258L182 259ZM70 258V257H69ZM119 258V257H118ZM117 258V259H118ZM128 258V257H127ZM180 258H178L177 260V262H179V264H181L180 262H185V258H187L186 260H188L189 261V263L191 262V256H189V257H185V255H183V256H181ZM68 259V258H67ZM67 259H66V261H67ZM71 259V258H70ZM99 259V258H98ZM98 259L94 262V264L95 263H97V261H98ZM114 259H115V257H114ZM113 259V260H114ZM116 259V260H117ZM174 259H171L172 261H174L175 262V260ZM69 260V259H68ZM73 260V259H72ZM116 260H114L115 262H116ZM127 260V259H126ZM126 260H125V262H126ZM141 260L142 259H140L139 261L141 262ZM144 260V259H143ZM69 261H71V260H69ZM68 261V262H69ZM138 261V262H139ZM145 261V260H144ZM188 261H186V262H188ZM76 262V261H75ZM74 262V263H75ZM99 262V261H98ZM101 262V261H100ZM139 262V263H140ZM146 262V261H145ZM169 262H170V258H169ZM173 262V263H174ZM185 262V263H186ZM71 264H73L72 263V261L70 262ZM126 263H129V260H127V262ZM144 264V262L142 261L141 262V264ZM150 263V262H149ZM161 263V262H160ZM164 263V262H163ZM189 263H187V264H189ZM69 264V263H68ZM76 264V263H75ZM98 264H100V263H98ZM103 264V263H102ZM109 264H110V262H109ZM130 264H132V261H131V263ZM148 264V263H147ZM159 264V263H158ZM175 264V263H174ZM178 264V263H177ZM208 264H211V263H208Z\"/></svg>",
    "mask_w": 264,
    "mask_h": 264
}]
</instances>
